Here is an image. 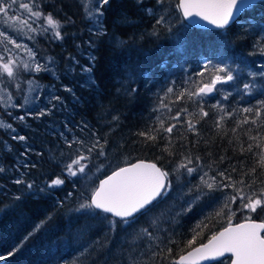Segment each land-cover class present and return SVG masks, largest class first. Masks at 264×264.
<instances>
[{
    "label": "trees",
    "instance_id": "trees-1",
    "mask_svg": "<svg viewBox=\"0 0 264 264\" xmlns=\"http://www.w3.org/2000/svg\"><path fill=\"white\" fill-rule=\"evenodd\" d=\"M110 3L104 20L107 36L93 35L86 28L75 1L48 0L42 3L45 13L51 12L61 21L71 17L73 22L61 29L63 40H51L39 30L34 32L32 46L36 54L40 52L52 56L60 63L70 57L83 61L75 53L79 48L95 57L91 73L93 83L70 84L72 95L68 93L64 96L63 90H59L58 95L64 96L63 100L66 101L64 112L73 115V119L81 120L82 124L87 123L90 132L87 134L88 140L93 139L92 131L102 138L101 142L103 138L108 140L106 151L109 158L116 157L113 167L144 160L171 172L174 163L184 153L191 154L194 163L195 157L199 156L206 171L209 166L214 171L231 170L235 166L237 171L232 176L236 180L256 167V173L245 179H255L256 187L262 186L260 181H264V166L258 162L264 155V112L255 125H238L236 122L242 121L246 115L251 121L253 114L239 110L243 107L255 109L256 100L264 99V96L249 97L231 88L232 95L228 100H223V91L214 92L203 97L204 109L209 112V116L203 118L198 112L199 98L190 100L185 94L177 100V96L182 89L193 91L200 86L194 82H209L208 73L204 77L196 75L208 59L219 62L221 56L227 57V62L234 68L242 69L241 82H247L249 73L264 72V51H261L264 46V0L254 2L253 7L241 13L237 22L226 30L199 29L187 25L176 8L177 0H166L162 8L157 6L156 0H110ZM148 8L154 9V12L147 13ZM160 15L166 17V23L155 25V17ZM124 17L130 23H125ZM169 25L171 32L168 31ZM225 31L226 35L223 34ZM185 33L188 43L177 51L174 37ZM113 36L124 40L125 44L117 46L112 40ZM89 41H93L94 46L90 47ZM85 64L89 65V61ZM36 78L56 84L55 80L40 74ZM256 83L257 89L264 91L261 87L264 77L258 75ZM169 87L173 88L172 93L167 92ZM130 88L136 91L131 92ZM217 88L220 86L217 85ZM161 100L168 105L167 108L161 106ZM216 101H220L226 110H235L234 115L226 118L220 128L215 126V121L221 113L219 109L211 107ZM185 107L193 115L182 113L179 123L171 119ZM59 109L57 106L49 115L40 118L27 116L23 123L13 120L0 109V118L12 123L19 135L27 137L26 141H14L0 129V141H6V144L0 143V167L5 168L0 173V257H4L0 259V264H173L179 254L203 243L214 232L228 225L227 215H215L219 204L208 207L203 200L175 220L164 219L167 209L162 210L171 195L169 193L166 199L160 201L149 220L156 221L152 227L155 229L158 226L157 233L161 234L164 232L162 228L165 230L174 223V229H169V234H175L173 238L176 243L167 245L172 248L171 255L166 252L157 257L144 254L149 245L154 250L156 243L139 235V229L148 226L143 219L138 225L128 227L108 216V220L89 221L91 228L83 230L73 222L77 214L71 210L78 207L84 198L79 192L83 196L90 194L92 181L96 180L97 175L99 178L103 175L95 173L93 169L89 174L90 179L81 181L77 187H73L71 177L62 175L63 163L67 162L70 150L60 132L52 127L56 121L60 122L57 115ZM9 110L13 116L24 114L22 109ZM114 116L118 119L113 120ZM188 119L196 124V132L187 129ZM161 120L165 127L172 123H177V127L171 134H159L156 141L145 142V137L138 135L149 127H158ZM85 131L79 130L82 133ZM74 133L78 136V133ZM169 135L173 141L169 148L173 153L171 156L163 151ZM248 145H252L251 151L247 150ZM25 162L29 167H22ZM209 174L213 175L214 172ZM57 175L65 179V184L45 188L44 192H29L24 184L13 183L14 179L22 177L38 188ZM168 179L172 183L178 180L176 174H171ZM178 182V188H184L185 183L197 184L193 176L185 175H181ZM226 191L231 192V189ZM68 193L72 195L68 196ZM17 195L21 197L19 201L14 199ZM60 201H63L62 207L58 206ZM200 204L203 205L202 209ZM238 204L239 201L232 205L234 211ZM248 215L251 219L263 220L264 210L258 209L251 214L237 211L231 223L245 220ZM49 216L51 219H47ZM41 221H44L43 225L34 231ZM109 221H116L114 228ZM200 221H204L206 226L194 232ZM29 233L32 235L29 236ZM193 236L195 242L188 245L187 241Z\"/></svg>",
    "mask_w": 264,
    "mask_h": 264
},
{
    "label": "snow or ice",
    "instance_id": "snow-or-ice-1",
    "mask_svg": "<svg viewBox=\"0 0 264 264\" xmlns=\"http://www.w3.org/2000/svg\"><path fill=\"white\" fill-rule=\"evenodd\" d=\"M166 0H156L158 7L162 8ZM93 8L85 9V18L92 22L93 28L91 29L93 35L107 36V27L104 23L105 12L111 7L110 0H92ZM83 6V0H82ZM253 7V0H178L176 8L182 11L184 18L193 16L200 17L202 20L207 21L210 25L215 26L218 30H226L231 24L236 23L239 15L246 9ZM16 10H22L25 14V19L17 21ZM147 13H153L154 9H146ZM0 17L3 18L4 27L0 30V108H3L6 114L13 120L23 123L27 116H34L35 118L44 117L49 115L58 104L63 102V98L56 94V92H48L47 95L41 100L39 81L33 76L31 78H24L23 74H40L46 73L55 75V69L51 66L54 62L49 58L47 63H41L37 59L36 52L29 48L26 44L18 42L10 28H15V31H22L23 28H28L30 32H36L37 27L34 26L38 21H43L39 24L41 33L51 32V38L54 40H63L61 29L67 23H72L71 17L61 21L54 17L51 12L45 13L41 0H0ZM10 21H17L16 25H10ZM125 23H130L127 17H124ZM166 23V17L160 15L155 17V25H163ZM187 28V25L184 26ZM168 31L171 32L169 25ZM226 35V31L223 33ZM33 37H29L32 39ZM112 40L117 46L122 47L125 41L119 37L113 36ZM177 44V51L182 50L188 43L186 33L181 36L177 34L174 37ZM260 41H257L259 43ZM89 46H94L93 41H89ZM16 50H23L27 53V58L17 54ZM264 51V46L261 47ZM70 60L79 64L75 57H70ZM227 57H220L219 62H213L208 59L202 65V70L196 75L204 77L206 73L209 75V82L203 83L201 81L194 82L200 86L195 87V90L190 91L185 88L182 89L177 96V100L182 99L185 94L191 100L193 97L199 98L198 112L201 118L208 117L209 112L204 109L203 97L209 96L214 92L223 91V100H228L232 92L231 88H236L242 95L249 97L260 95L264 96V91L257 89L256 77L259 75L264 77V72L259 74L249 73L247 82H241L240 73L242 69L234 68L231 63L227 62ZM95 57H89V65H81V74L87 76L89 85L94 82L91 75L92 68L94 67ZM74 70V69H73ZM239 82V83H238ZM22 85H26L22 87ZM217 85L220 88H217ZM224 86H228L225 88ZM264 88V85H261ZM15 88L16 96L13 95L11 89ZM64 91L72 92L69 87H64ZM129 91L135 92V88H130ZM168 93L173 92V88H167ZM23 93V95H21ZM17 96L20 97L21 102L16 103ZM43 104L44 106H41ZM256 107H243L239 111L246 114H253L251 121L249 117L244 116L241 123H251L255 125L257 120L264 112V99L256 100ZM50 106V107H49ZM162 107H168L161 100ZM214 109H219L221 113L218 115L215 126L220 128L226 118L232 117L235 110H226L225 106L216 101L211 105ZM9 109H24V114L13 116ZM171 111V108H169ZM182 113H187L189 116L193 113L188 112V108H181L176 112V115L171 119L179 123V118ZM117 120L118 117H113ZM177 123H172L165 127L164 122L161 120L158 127H149L147 131L140 132L138 135L145 137V142L148 140L156 141L159 134H171L173 129L177 127ZM199 123V121H197ZM187 129L196 132V124L191 119L186 121ZM81 131L87 130L89 126L83 123ZM0 129L5 131V134L10 135L12 140L26 141L25 135H19L17 129L13 124L0 118ZM235 131V128L233 129ZM67 148L70 150L67 153V162L63 163L62 175L64 177H71L73 187H77L81 181L87 182L90 179V173L95 169V173L105 175L106 178L100 179L99 175L96 180L92 181L93 188L90 194L85 195L78 207L72 209L77 215L75 216L74 223L79 225L83 230L91 228L89 221L91 220H108L107 214L114 217H119L120 222L128 227L138 225L141 219L147 224V227L139 229V235L147 240L154 239V232L159 230V227L153 228L152 225L156 224L155 220H149L151 214L155 212L161 200L166 199L167 195L172 190V181L168 179L171 174H176L177 179L181 175L198 176L199 182L194 185L185 183L182 187L187 188L184 193L186 199L184 203L186 207L181 208L182 213H187L203 198L213 197L214 200L219 202V207L215 211L216 216H228V226L218 234L213 235L207 244H202L192 251H189L186 256H181L178 261L173 264H198L200 260H214L217 257H223L225 253H230L228 257L230 264H264V222L256 223L251 220L250 215L245 217L243 223H238L235 226L231 223L232 216L236 215L237 211L246 212L248 214L256 213L258 209L264 210V181H260L262 186L256 187L257 181L255 179L246 180V176H253L257 168L252 167L248 172L244 173L238 180L233 179L232 173L236 172L235 166L231 170L224 169L223 171H214L209 166L208 170H204V166L200 162V157H195V163L191 154L185 155L181 153V159L174 163L171 172L162 170L157 167L155 163L145 164L134 163L127 167H120L113 163L116 157L109 158L106 146L108 140L97 136L95 131L91 132L93 139L85 140L78 136H72L70 139L61 133ZM164 138V137H161ZM255 139V137H249ZM6 144V141H0ZM173 141L169 135L167 143L163 151L167 152L169 156L173 155L169 151ZM75 146V147H74ZM183 147V145H182ZM248 151L252 150V145H248ZM243 151V149H242ZM25 155V153H21ZM63 155V153H62ZM99 161V163H96ZM223 157H221V162ZM264 166V155H261L258 162ZM22 167H29L28 163H23ZM34 167V165H33ZM5 168L0 167V173L4 172ZM110 171L111 174H108ZM210 172H214L210 175ZM98 181V184L96 183ZM13 183L20 185L24 184L29 192L39 191L44 192L45 188L52 189L65 184V179L60 175L55 176L44 186L36 188L34 183L26 182L22 177L14 179ZM226 189H231V192H226ZM219 192L220 196H213L214 193ZM72 193H68L71 196ZM19 201V195L14 197ZM239 204L234 211L233 204ZM58 206H63V201L58 202ZM180 213H177V215ZM47 219H51L49 216ZM207 219V217L205 218ZM83 221V223H81ZM44 221H41L34 228V231L39 230ZM116 221H109L111 227L114 228ZM204 225V221H200L196 228L199 229ZM32 233H29L31 236ZM174 233L162 236L159 242L155 245L153 250L149 245L148 251L145 255L157 257L163 255L165 252L171 255L172 248L167 245L175 244L176 240L173 238ZM27 239V237H25ZM195 242V236L187 241L188 245ZM163 245V247H162ZM11 254V253H10ZM4 259V257H0Z\"/></svg>",
    "mask_w": 264,
    "mask_h": 264
},
{
    "label": "rangeland",
    "instance_id": "rangeland-1",
    "mask_svg": "<svg viewBox=\"0 0 264 264\" xmlns=\"http://www.w3.org/2000/svg\"><path fill=\"white\" fill-rule=\"evenodd\" d=\"M48 0H41V2H46ZM52 1V0H49ZM76 2V4H78L79 9L81 10V14L83 17V21H85V26L88 30H91L93 28V24L91 21L87 20L85 18V9H91L93 8V4H92V0H83V6H82V0H73ZM21 2H23V0H21ZM16 16H17V21H21L23 19H25V14L23 13L22 10H16ZM17 21H10L9 24L10 25H16ZM43 21H38L36 25L37 30H39L38 25L42 24ZM4 27H6L4 25V21L3 18L0 17V30H3ZM11 31H13L14 36L17 38L18 42L21 44H26L29 48H31L34 51V47L32 46V39H29V37H33V33L34 32H30L28 30V28H23L22 31H15V28H10ZM40 31V30H39ZM47 35V37H49L51 40H53L51 38V32L45 33ZM17 54L27 58V53L23 50H16ZM35 52V51H34ZM76 54H78V57H80L81 59H83V61L79 60L77 57L76 60L79 61V64H75L73 63L70 58L63 63V61L60 63V61L54 59V57L40 53L36 54L37 55V59L41 62V63H47L49 61V58H51V60L54 62L51 66L55 69V75H49L46 73H40V75L46 77V78H50L55 80L56 84L54 83H47V82H42L39 81L36 76L39 74H28L25 73L23 74L24 78H31V77H35L38 81H39V85H40V89L42 90L40 92L41 95V99L43 100L44 97L47 95L48 92H56V94H58L59 90L62 89L66 86L71 88L70 84L72 85L73 83L76 84H80L83 83L85 81H87V76L86 75H82L81 74V69L80 66L81 65H86L85 62L87 63L89 61V54L87 53V50H82L77 48L75 51ZM74 69V70H73ZM64 81V83H63ZM22 87H25L26 90V85H22ZM72 89V88H71ZM73 90V89H72ZM12 93L14 96H16V90L15 88L11 89ZM63 95L65 96V94H68L70 92H66L63 90ZM21 95H23V93H21ZM60 96H62L61 94H59ZM68 95H72V93L68 94ZM63 96V99H64ZM70 98H72V96H70ZM16 103H20V97L17 96L16 98ZM41 106H44L43 104H41ZM58 107L60 108L58 111V116H59V121L55 122V125L52 126L54 129H56V131L60 132L59 134L61 135V133L64 134V136H66L65 134H67L68 138L70 139L72 136H74V131L76 132V135L78 133V137L88 140L87 138V134H89V130L87 129L84 133L79 132V130H81V125H82V121L81 120H76L73 119V115H68L66 112H64L65 107H66V101L63 100V102L61 104H58ZM2 110H4L3 108H0ZM24 110V109H22ZM35 122L37 124L38 120L35 119ZM67 123V124H66ZM47 124V123H46ZM67 125V126H66ZM69 126V127H68ZM3 130V129H2ZM61 138L63 139V137L61 136ZM64 140V139H63ZM75 147V146H74ZM212 175V174H210ZM194 177V182H199L198 180V176L196 174H193ZM193 182V183H194ZM192 183V184H193ZM179 185L178 180H176V182L172 183V190L170 192V197L167 199V203H165L166 206H164L165 208L162 210L166 211V215L164 216V219H171V220H175V218L180 215L181 212V208L182 207H186V204L184 203L186 197L184 195V193L187 192V188H178L177 186ZM226 191V190H225ZM227 192V191H226ZM80 196L84 197L81 192H79ZM213 196H220L219 192H216L213 194ZM203 201L208 203V207L211 205H218L219 202L214 200L213 197H205L202 199ZM200 200V201H202ZM199 201V202H200ZM204 203V202H203ZM200 209L203 208V205L200 204ZM212 207V206H211ZM177 213H180L177 215ZM163 221V220H162ZM262 222H264V219L262 220ZM174 224V223H173ZM173 224L171 226H168L165 230L164 228H162V231H164L162 234L161 233H157V231L154 232V239H152V241L154 243H158L159 239L164 236L169 234V229H174ZM161 226V225H160ZM151 241V240H148ZM220 264V263H219ZM221 264H228V259L225 258Z\"/></svg>",
    "mask_w": 264,
    "mask_h": 264
},
{
    "label": "water",
    "instance_id": "water-1",
    "mask_svg": "<svg viewBox=\"0 0 264 264\" xmlns=\"http://www.w3.org/2000/svg\"><path fill=\"white\" fill-rule=\"evenodd\" d=\"M256 1H257V0H253V3L256 2ZM177 3H178V0H177ZM177 10H178V13H179L181 19H182L185 23H187L188 25H190V26H192V27H194V28H199V29H211V28H215V26L210 25L207 21L202 20L200 17L193 16V17H190V18H187V19H186V18L183 17L182 11L179 10V9H177ZM141 162H143V163H145V164H149V163H151V162H147V161H134V162H132V163H129V164H126V165H122V166H120V167H127V166L130 165V164L141 163ZM109 174H111V173H109ZM104 178H106V176H105ZM104 178H102V179H104ZM252 221H254V222H256V223H261L260 221H257V220H252ZM243 222H246V221H242V222H239V223H243ZM236 224H238V223H236ZM236 224H232V225L235 226ZM225 227H227V226H225ZM225 227H223V228L217 230L216 232H214V233H213V234H212L207 240H205L202 244H207V243H208V240H209L213 235L218 234L219 232L223 231V229H224ZM202 244H200V245H202ZM200 245H195V246H192V247H190L189 249L185 250L183 253L179 254V255L174 259V261H178L179 258H180L181 256H186V255L188 254L189 251H192L194 248H197V247H199ZM225 255H229V256H230L231 254H230V253H225ZM225 255H224V256H225ZM218 258H219V257H217L216 259H218ZM216 259H214V260H216ZM210 261H213V260H200V261H198V264H205V263H208V262H210ZM228 264H230V260L228 261Z\"/></svg>",
    "mask_w": 264,
    "mask_h": 264
},
{
    "label": "bare ground",
    "instance_id": "bare-ground-1",
    "mask_svg": "<svg viewBox=\"0 0 264 264\" xmlns=\"http://www.w3.org/2000/svg\"><path fill=\"white\" fill-rule=\"evenodd\" d=\"M187 24V23H186ZM188 25V24H187ZM190 26V25H189ZM192 27V26H191ZM207 30H218V29H216V28H211V29H207ZM39 48V47H38ZM41 49H43L42 47H41ZM45 50V49H44ZM61 91H62V89H61ZM136 161H144V160H136ZM134 162V161H133ZM150 162V161H149ZM130 163H132V162H130ZM126 164H129V163H126ZM126 164H124V165H126ZM122 166V165H121ZM110 172H108V174H109ZM105 177V175H103L100 179H102V178H104ZM97 184H98V181H97ZM108 216H110V217H112V218H114V219H117V220H120V218L119 217H114V216H112L111 214H107ZM251 220H254V219H251ZM242 221H245V220H242ZM242 221H239V222H242ZM257 221H260V222H262V220H257ZM239 222H236V223H239ZM236 223H232V224H236ZM226 226H228V225H226ZM225 227V226H224ZM223 228V227H222ZM202 244V243H201ZM200 245V244H199ZM228 257H229V255H225V256H223V257H219L218 259H216V260H213V261H210V262H208V263H205V264H221V262L225 259V258H227L228 259ZM228 261H229V259H228Z\"/></svg>",
    "mask_w": 264,
    "mask_h": 264
},
{
    "label": "flooded vegetation",
    "instance_id": "flooded-vegetation-1",
    "mask_svg": "<svg viewBox=\"0 0 264 264\" xmlns=\"http://www.w3.org/2000/svg\"><path fill=\"white\" fill-rule=\"evenodd\" d=\"M79 12L81 13V10L79 9Z\"/></svg>",
    "mask_w": 264,
    "mask_h": 264
}]
</instances>
